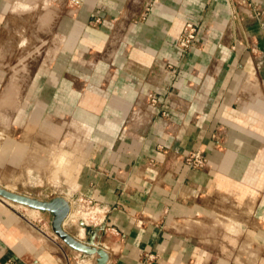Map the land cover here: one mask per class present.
<instances>
[{
  "label": "crops",
  "instance_id": "crops-1",
  "mask_svg": "<svg viewBox=\"0 0 264 264\" xmlns=\"http://www.w3.org/2000/svg\"><path fill=\"white\" fill-rule=\"evenodd\" d=\"M237 1L0 0V181L94 199L65 228L104 226L106 264H264V16ZM51 221L0 198V264H92Z\"/></svg>",
  "mask_w": 264,
  "mask_h": 264
},
{
  "label": "water",
  "instance_id": "water-1",
  "mask_svg": "<svg viewBox=\"0 0 264 264\" xmlns=\"http://www.w3.org/2000/svg\"><path fill=\"white\" fill-rule=\"evenodd\" d=\"M0 198L51 213V226L58 237L71 248L83 253L85 258L93 259L94 262L92 264H106L108 252L103 247L98 246L96 241L101 236L104 226L96 227L87 240L77 238L65 228V222L69 214L76 207L78 208L75 198L69 199L63 195H58L50 199H41L34 195L13 191L1 183Z\"/></svg>",
  "mask_w": 264,
  "mask_h": 264
},
{
  "label": "built area",
  "instance_id": "built-area-1",
  "mask_svg": "<svg viewBox=\"0 0 264 264\" xmlns=\"http://www.w3.org/2000/svg\"><path fill=\"white\" fill-rule=\"evenodd\" d=\"M239 5V9H237V14L240 12V6L246 7L248 9V13L252 16H264V9L254 7L248 0H239L237 1ZM151 7V4L147 5V9ZM253 7V8H252ZM199 28L194 22H187L183 31L177 38V45L184 51L193 46L196 41L198 35ZM156 101V100H154ZM186 162L191 165L192 167H205L208 164V159L204 155V153L200 150L192 151L187 157ZM75 202L77 203L79 212L82 213L83 217L82 220L84 221L85 225L87 223L95 225L101 224L104 221V208L99 206L98 203L92 198H76Z\"/></svg>",
  "mask_w": 264,
  "mask_h": 264
},
{
  "label": "rangeland",
  "instance_id": "rangeland-1",
  "mask_svg": "<svg viewBox=\"0 0 264 264\" xmlns=\"http://www.w3.org/2000/svg\"><path fill=\"white\" fill-rule=\"evenodd\" d=\"M52 3H50V5H51ZM36 18H37V14H36V16H35ZM47 17H49V16H47ZM47 21H49V19L47 20ZM50 22H52V21H50ZM34 38V37H33ZM35 39H36V37H35ZM32 40H30V42H31ZM31 47H33V45H30ZM22 47V46H21ZM21 47H20V49H21ZM34 48H36L37 49V46H34ZM15 49H16V47H15ZM45 50H46V56L48 55V54H51V55H49V56H47V58L48 57H53V48L51 47V46H49V45H46V48H45ZM31 51V50H30ZM49 63V62H48ZM48 63H46V64H48ZM4 84V83H3ZM2 112V111H1ZM1 113H0V123H1V121H3L4 120V122H5V118H3L4 117V115H2V118H1ZM7 121H8V117H7ZM9 126V125H8ZM14 128H16V127H14ZM18 128V130L19 129H21V127H17ZM12 130V127H6V124H0V150L2 149V148H4V144H5V135H6V130ZM48 133H50V134H52V131H50V130H48L47 129V134ZM47 147V151L48 150H52V148H50L48 145L46 146ZM53 177V176H52ZM52 177H51V174L50 175H47L46 174V178L44 179V181H40V183H41V187H44L45 185H48L49 187H53V185H54V181H53V179H52ZM5 179L6 178V175L5 174H0V180L1 179ZM42 179V178H41ZM36 182H37V180H36ZM0 183L1 184H5V181L4 180H2V181H0ZM50 184H53V185H51L50 186ZM25 185L27 186L28 184L27 183H25ZM12 190V189H11ZM13 191H17V192H22L21 190H14L13 189ZM28 191V190H27ZM54 191H55V189H54V187L52 188V189H49V190H47V192L45 193L46 195H48L47 197H45V195H42L41 197H43V198H41V199H44V198H48V197H50L52 194H54ZM38 192V191H37ZM52 192V193H51ZM72 213L74 214V215H76V216H78V217H81V212H79L78 211V208L76 207L74 210H72ZM66 228H68L69 227V222H67V224H66V226H65Z\"/></svg>",
  "mask_w": 264,
  "mask_h": 264
},
{
  "label": "bare ground",
  "instance_id": "bare-ground-1",
  "mask_svg": "<svg viewBox=\"0 0 264 264\" xmlns=\"http://www.w3.org/2000/svg\"><path fill=\"white\" fill-rule=\"evenodd\" d=\"M10 91V90H9Z\"/></svg>",
  "mask_w": 264,
  "mask_h": 264
}]
</instances>
